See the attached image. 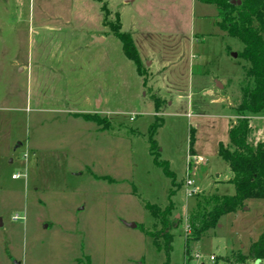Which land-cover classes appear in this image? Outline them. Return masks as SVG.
Segmentation results:
<instances>
[{
	"label": "rangeland",
	"instance_id": "obj_1",
	"mask_svg": "<svg viewBox=\"0 0 264 264\" xmlns=\"http://www.w3.org/2000/svg\"><path fill=\"white\" fill-rule=\"evenodd\" d=\"M218 22L217 7L197 0H0V264H190L196 253L210 264L249 254L264 200L247 201L186 253L183 219L197 196L235 193L218 148L229 144L248 64ZM118 31L133 38L140 73ZM252 123L255 145L264 119ZM171 195L179 223L168 259L143 229L161 233L145 206L164 209Z\"/></svg>",
	"mask_w": 264,
	"mask_h": 264
},
{
	"label": "trees",
	"instance_id": "obj_2",
	"mask_svg": "<svg viewBox=\"0 0 264 264\" xmlns=\"http://www.w3.org/2000/svg\"><path fill=\"white\" fill-rule=\"evenodd\" d=\"M197 1L217 7L218 26L231 38L242 43L243 50L237 57L247 62L248 67L245 68L246 85L241 89V102L235 109L237 120L229 130V144L220 143L218 148L219 157L229 165L233 173L230 183L234 186L235 193L231 196H197L196 205L188 216L191 234L186 236V253L189 252L191 242H200L210 231L218 228L225 216L243 209L247 201L264 200V141L255 145L249 141L252 132L251 119L264 117V0H241V5H233L231 0ZM117 37L122 43L124 55L136 65L140 73L141 59L133 38L130 34L119 31ZM90 121L100 126L103 124L98 117ZM107 129L104 127L103 130ZM157 130L158 127L153 129L150 138L151 155L156 161L159 160V149L154 139ZM191 138L193 143L194 132L191 133ZM164 166L166 175L173 176L168 165ZM171 198L172 195L169 205L164 209L150 204L145 206L151 217L162 226L161 233L154 234L143 229L157 248L165 249L168 259L174 242L171 231L179 223L174 216L175 205ZM247 263H264V228L247 256L238 253L225 261L217 258V264Z\"/></svg>",
	"mask_w": 264,
	"mask_h": 264
},
{
	"label": "built area",
	"instance_id": "obj_3",
	"mask_svg": "<svg viewBox=\"0 0 264 264\" xmlns=\"http://www.w3.org/2000/svg\"><path fill=\"white\" fill-rule=\"evenodd\" d=\"M190 158H192L194 161H196V164L204 162L203 158L199 157V156H197V157L193 156ZM14 178H17V177L14 176ZM186 186H187V194L186 195H188V196L194 197V194H197L200 191L198 185H195V182L193 180H189L187 182ZM13 220L14 221H20V220H22V218H20L19 216H16V217H14ZM183 221H184L185 235L188 236L191 234V228L189 225V217L188 216L185 217L183 219ZM201 261H202V256L199 253H196V254L192 255V259L190 261V264H204ZM210 264H217V258L214 256H211L210 257Z\"/></svg>",
	"mask_w": 264,
	"mask_h": 264
},
{
	"label": "crops",
	"instance_id": "obj_4",
	"mask_svg": "<svg viewBox=\"0 0 264 264\" xmlns=\"http://www.w3.org/2000/svg\"><path fill=\"white\" fill-rule=\"evenodd\" d=\"M94 38H99V39H102V41H99V42H95V43H101V42H103V41H105V38H103V37H93V39ZM237 58V57H236ZM208 93H211V90H208L207 91ZM232 110H234V109H232ZM235 111V110H234ZM233 118V117H232ZM231 118V119H232ZM262 119H264V117H261ZM255 118H253V119H251V128H252V130H254L255 131V128H254V126H253V120H254ZM231 128V127H230ZM230 128H229V130H230ZM228 130V131H229ZM257 131V133L259 134V136H262L263 138H264V129H257L256 130ZM192 148H193V146H192ZM235 214H237V213H235Z\"/></svg>",
	"mask_w": 264,
	"mask_h": 264
},
{
	"label": "water",
	"instance_id": "obj_5",
	"mask_svg": "<svg viewBox=\"0 0 264 264\" xmlns=\"http://www.w3.org/2000/svg\"><path fill=\"white\" fill-rule=\"evenodd\" d=\"M133 0H127V2H132ZM233 5H241V0H231L230 1ZM94 41L95 42H99V41H102V39H99V38H94ZM235 57H237V55H235ZM129 227L131 228H136L137 225L135 224H129L128 225ZM259 264V263H258Z\"/></svg>",
	"mask_w": 264,
	"mask_h": 264
}]
</instances>
